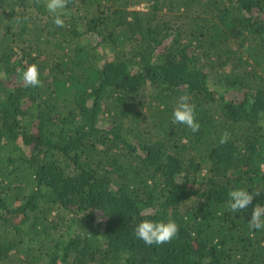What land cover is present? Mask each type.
I'll return each instance as SVG.
<instances>
[{"label": "trees", "instance_id": "1", "mask_svg": "<svg viewBox=\"0 0 264 264\" xmlns=\"http://www.w3.org/2000/svg\"><path fill=\"white\" fill-rule=\"evenodd\" d=\"M47 2L0 0V264H264V0H66L63 27Z\"/></svg>", "mask_w": 264, "mask_h": 264}, {"label": "clouds", "instance_id": "2", "mask_svg": "<svg viewBox=\"0 0 264 264\" xmlns=\"http://www.w3.org/2000/svg\"><path fill=\"white\" fill-rule=\"evenodd\" d=\"M47 9L55 13L54 23L63 27L64 17L69 15L66 9V0H48ZM25 86L39 87L42 83L40 67L36 63L26 68L18 69ZM171 119L174 124L185 125L193 132L199 131L200 124L196 119V105L190 102L188 95H181L177 106L173 109ZM227 134L223 135L220 143H226ZM260 167L264 169V163ZM229 205L233 212L245 210L253 200V194L244 188H238L229 192ZM249 226L255 231L264 230V207L255 206L250 214ZM180 225L174 219H142L134 229L135 236L142 240L145 245H163L177 237Z\"/></svg>", "mask_w": 264, "mask_h": 264}, {"label": "rangeland", "instance_id": "3", "mask_svg": "<svg viewBox=\"0 0 264 264\" xmlns=\"http://www.w3.org/2000/svg\"><path fill=\"white\" fill-rule=\"evenodd\" d=\"M36 248V247H35Z\"/></svg>", "mask_w": 264, "mask_h": 264}]
</instances>
